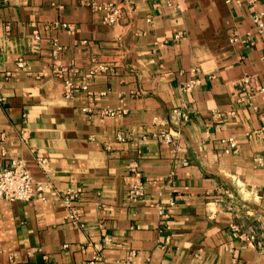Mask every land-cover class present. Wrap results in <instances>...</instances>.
<instances>
[{"label": "crops", "instance_id": "0c3cea01", "mask_svg": "<svg viewBox=\"0 0 264 264\" xmlns=\"http://www.w3.org/2000/svg\"><path fill=\"white\" fill-rule=\"evenodd\" d=\"M133 2L107 24L79 0H0V170L23 158L55 190L0 199L1 264H90L96 242V264H264V0ZM54 63L80 83L93 65L114 71L68 98ZM69 188L87 228L66 218Z\"/></svg>", "mask_w": 264, "mask_h": 264}, {"label": "built area", "instance_id": "2783aa9c", "mask_svg": "<svg viewBox=\"0 0 264 264\" xmlns=\"http://www.w3.org/2000/svg\"><path fill=\"white\" fill-rule=\"evenodd\" d=\"M231 1V0H228ZM79 3L83 6L90 7L95 11L101 12L103 14V21L107 24H115L118 23L123 15L124 9L134 10V2L133 0H124L122 5L114 4L112 2H104L100 3L96 0H79ZM158 3L164 4L167 8L176 10L179 9L180 6L177 4L176 0H158ZM264 14L260 13L254 17L257 26L261 32H264ZM151 20V19H148ZM56 26H59L58 23H55ZM63 27H71L68 23H63ZM36 38H40V35H36ZM54 48H53V56L55 59H58L61 51L63 50V46L59 43L57 39L54 40ZM18 66L26 70V61L24 58H19ZM75 70V69H74ZM69 71V68L62 64H53L52 73L64 80L65 85V96L70 98L76 93L82 91L91 93L90 85L91 80L98 72H113L114 67L108 64H96L88 69L86 74L84 75L82 82H75L71 78H67L66 75ZM193 82L188 83L185 86V90H189L192 86ZM87 111V108L83 109ZM124 111L121 109H105L102 111L104 115L114 116L119 113H123ZM180 115L184 118V120L188 119V115L185 112H181ZM157 137L162 139L166 143H174L179 139V135L172 133V131H162L157 134ZM224 142L227 143L226 152H236L238 149L237 140L234 137H229L228 139H224ZM37 163L41 166H44L47 163V160L39 156L37 157ZM53 190V186L50 181H36L27 166L26 161L23 158L13 157L10 158L3 168L0 170V199L10 201V202H27L34 199L46 200L47 193ZM146 194V185L144 181L140 178V175L137 174V180L135 183L131 185L128 191V197L130 200H138L145 197ZM81 191H75L71 188L63 191L61 193V197L68 208V213L66 218L71 221L74 225H77L81 228H87V225L83 223L80 219L79 208L77 202L80 200ZM174 205V202L171 203ZM158 211L160 216L165 219L168 217L167 207L160 204L158 206ZM251 240L254 236L250 237ZM108 242V239H106ZM94 247V255L90 261V264H96L99 260L102 259V244L99 242L91 243ZM3 253V249L0 247V255ZM14 256L10 255L8 261L3 264H13ZM1 264V263H0Z\"/></svg>", "mask_w": 264, "mask_h": 264}]
</instances>
